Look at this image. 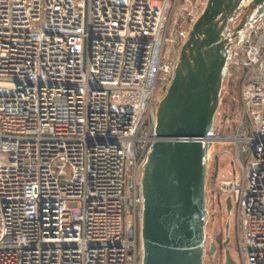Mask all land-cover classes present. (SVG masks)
<instances>
[{"label": "built area", "instance_id": "1", "mask_svg": "<svg viewBox=\"0 0 264 264\" xmlns=\"http://www.w3.org/2000/svg\"><path fill=\"white\" fill-rule=\"evenodd\" d=\"M177 1L0 0V264H141L140 179ZM227 66L241 108L221 139L238 175L215 186L240 264H264V14Z\"/></svg>", "mask_w": 264, "mask_h": 264}, {"label": "water", "instance_id": "2", "mask_svg": "<svg viewBox=\"0 0 264 264\" xmlns=\"http://www.w3.org/2000/svg\"><path fill=\"white\" fill-rule=\"evenodd\" d=\"M263 14L264 0H206L188 32L158 101L156 139L142 169L141 264H203L206 156L216 140L211 132L229 48ZM225 204L230 211L229 198ZM224 256L225 264H236L228 249Z\"/></svg>", "mask_w": 264, "mask_h": 264}, {"label": "rangeland", "instance_id": "3", "mask_svg": "<svg viewBox=\"0 0 264 264\" xmlns=\"http://www.w3.org/2000/svg\"><path fill=\"white\" fill-rule=\"evenodd\" d=\"M205 2L206 0H191L189 3H184V0H178L174 8H172L168 34L174 41L173 50L177 60L188 32L195 19L200 15ZM239 75L240 72L238 70L235 71L233 68L226 66L211 132L212 137L216 138V140L212 141L206 156V218L204 223L203 264H225V249L229 250L235 263L240 264L234 240V208L231 213L226 210V206L222 202V196L218 194L215 186V182L218 179L231 176L236 178L238 175V168L234 158V146L227 139L218 140L217 138L230 135L238 111L241 108ZM226 237L229 238V241L224 247L223 242Z\"/></svg>", "mask_w": 264, "mask_h": 264}, {"label": "flooded vegetation", "instance_id": "4", "mask_svg": "<svg viewBox=\"0 0 264 264\" xmlns=\"http://www.w3.org/2000/svg\"><path fill=\"white\" fill-rule=\"evenodd\" d=\"M251 0H249L248 2H250ZM247 2V3H248ZM240 19H241V16H239V17H237L236 19H234L231 23H230V25H229V27H231V28H233V27H235L238 23H239V21H240ZM225 206H226V204H225ZM228 212H230L231 213V208H230V211H228ZM226 246V245H225ZM224 246V247H225ZM226 250V249H225ZM225 253V252H224Z\"/></svg>", "mask_w": 264, "mask_h": 264}]
</instances>
